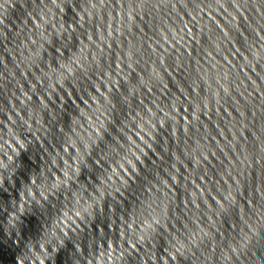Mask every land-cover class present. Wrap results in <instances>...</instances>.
<instances>
[{
    "label": "clouds",
    "instance_id": "obj_1",
    "mask_svg": "<svg viewBox=\"0 0 264 264\" xmlns=\"http://www.w3.org/2000/svg\"><path fill=\"white\" fill-rule=\"evenodd\" d=\"M0 264H264V0H0Z\"/></svg>",
    "mask_w": 264,
    "mask_h": 264
}]
</instances>
